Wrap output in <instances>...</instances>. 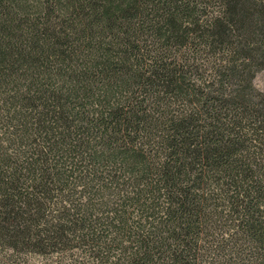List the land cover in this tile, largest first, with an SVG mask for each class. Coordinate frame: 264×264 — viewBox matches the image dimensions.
Masks as SVG:
<instances>
[{
	"label": "trees",
	"instance_id": "trees-1",
	"mask_svg": "<svg viewBox=\"0 0 264 264\" xmlns=\"http://www.w3.org/2000/svg\"><path fill=\"white\" fill-rule=\"evenodd\" d=\"M264 0H0V264H264Z\"/></svg>",
	"mask_w": 264,
	"mask_h": 264
},
{
	"label": "rangeland",
	"instance_id": "rangeland-1",
	"mask_svg": "<svg viewBox=\"0 0 264 264\" xmlns=\"http://www.w3.org/2000/svg\"><path fill=\"white\" fill-rule=\"evenodd\" d=\"M253 82L256 88L264 90V69L256 73Z\"/></svg>",
	"mask_w": 264,
	"mask_h": 264
}]
</instances>
